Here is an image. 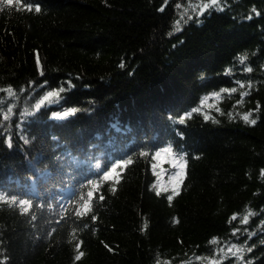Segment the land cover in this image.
<instances>
[{"label": "trees", "instance_id": "16d2710c", "mask_svg": "<svg viewBox=\"0 0 264 264\" xmlns=\"http://www.w3.org/2000/svg\"><path fill=\"white\" fill-rule=\"evenodd\" d=\"M26 3L0 0V264H264V0Z\"/></svg>", "mask_w": 264, "mask_h": 264}, {"label": "snow or ice", "instance_id": "6c2138e0", "mask_svg": "<svg viewBox=\"0 0 264 264\" xmlns=\"http://www.w3.org/2000/svg\"><path fill=\"white\" fill-rule=\"evenodd\" d=\"M211 2H212V4H216V3H217V0H211ZM4 4H5V5H9V6H11V5H13V0H4ZM16 5H17V6H23V7L25 8V10H29V11H30V10L32 9V7H33V5H32L31 3H26V0H16ZM35 10H36L37 12H39V11H40V5H35ZM189 19H191V17H189ZM243 62H244V58L242 57V58H241V63H243ZM248 71H251V69L249 68ZM69 87H71L70 83H69ZM240 87L243 88L244 85L241 84ZM65 90H66V89H64V88H60L59 91H49L48 94H47L46 96H44L43 99H42L39 103H37L35 107L37 108V110H39V109L44 105V102L49 100V97L58 96V95H59V92H63V91H65ZM221 91H228V90H221ZM231 91H232V92H235L236 89H231ZM246 94H247V93H242V96H243V95H246ZM77 111H78L77 109L73 108V109H71L70 111H65V112H63L62 114H60V113H54L53 116H52L51 118H55V119H64V118L69 117L70 115L75 114ZM193 111H197V110H196V109H193ZM189 115H190V114H189ZM250 115H251V113H249L248 115H245V116L243 117V119H244L246 122H250L251 124H255L256 121H255L254 119L249 121V116H250ZM206 119H207V117H206ZM179 123H181V124L184 123V117L179 118ZM8 143H9V147H11V141H10V140H9ZM163 151H164L165 153L172 154V149H171L170 147H166V148H164ZM160 155H161V152L157 151V152L155 153V156H154L153 158L155 159L156 157H159ZM177 159H179V160H183V156H179V155H178V156H177ZM129 163H131V160H130V159L124 160V161L122 162L123 165H127V164H129ZM122 164H121V163H117V164L113 165L109 171H106V172L104 173L103 179H104V180H110V179H112V178H113V175L117 172V168H118V167H121ZM173 166H175V165H173ZM179 166H180L181 168H183V167H184V164H180ZM261 175L264 176V170L261 171ZM180 177H181V173H180V172H177V173L175 174V177H174V179H176V183H177V184L179 183V178H180ZM153 187H155V186H153ZM113 191H115V188H113ZM175 194H177V193H176V189L173 188V195H175ZM86 195H87V197H88L89 199H91V198H93V196H94V192H93V191H88ZM157 195H160V191H159V190H157ZM173 195H169V196L167 197L169 201H171V200L173 199ZM82 198H83V197H82ZM2 199H4V194H3V193H0V200H2ZM100 199H103V196H101ZM13 202H15V201H13ZM19 204H20V205H25V207L23 208V211H24V212H27V211H28V208L30 207V204H29L28 201L20 200V201H19ZM84 207L87 209V208L89 207V205H88L87 203H85V204H84ZM77 215H80L79 211H77ZM93 219H95V217H93ZM233 219H235V217H233ZM246 221H247V217H245V222H246ZM235 231H238V229H237V230H234V233H233V234H235ZM249 250H250V249H249ZM221 251H222V250H221ZM229 251H231V249H229ZM82 254H83V253H81L80 255H82ZM79 258H80V257L77 256V259H79Z\"/></svg>", "mask_w": 264, "mask_h": 264}, {"label": "rangeland", "instance_id": "374dc122", "mask_svg": "<svg viewBox=\"0 0 264 264\" xmlns=\"http://www.w3.org/2000/svg\"><path fill=\"white\" fill-rule=\"evenodd\" d=\"M158 158H159L160 161H162V160H164V159L169 160V158H168V157H165L164 155H161V156H159ZM169 162L171 163V160H169Z\"/></svg>", "mask_w": 264, "mask_h": 264}]
</instances>
